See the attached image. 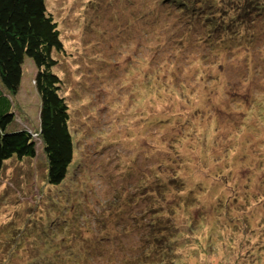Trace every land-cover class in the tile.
I'll return each mask as SVG.
<instances>
[{"label": "rangeland", "instance_id": "1", "mask_svg": "<svg viewBox=\"0 0 264 264\" xmlns=\"http://www.w3.org/2000/svg\"><path fill=\"white\" fill-rule=\"evenodd\" d=\"M158 1L46 0L78 164L64 197L38 186L41 147L0 171V264H136L150 222L154 264H264V0L237 2L220 45ZM34 67L13 109L32 122Z\"/></svg>", "mask_w": 264, "mask_h": 264}, {"label": "trees", "instance_id": "2", "mask_svg": "<svg viewBox=\"0 0 264 264\" xmlns=\"http://www.w3.org/2000/svg\"><path fill=\"white\" fill-rule=\"evenodd\" d=\"M239 1L228 0L226 3L223 0H159L158 3L171 8L174 14H178L188 23L192 20L193 24L199 22L200 25L207 26L211 30L208 42L214 40V31H220V35L214 40L215 44L220 45L224 42L219 41L220 36L232 28L231 12L238 11L244 17L249 14L245 7L237 4ZM131 3L135 5L134 1ZM256 7H260L259 3H256ZM57 26V21L47 12L46 0H0V171L12 164L33 160L41 147L44 163L41 166L42 182L39 181L38 186L44 191L52 188L58 196L64 197L63 186L78 160L75 159V136L69 127V104L61 92L62 79L55 71L57 60L53 58V53L64 51ZM216 48L219 50L221 46ZM218 50L213 51L214 58L218 57ZM26 58L31 59L35 66L33 82L39 100L36 122L30 121L24 113L17 112L18 117L13 114ZM229 92L232 94L229 104L231 101H239L251 105L250 98L235 95L232 90ZM253 102L256 100L253 99ZM172 179L173 177L170 181ZM158 186L162 187L160 184ZM166 186L163 184L165 189ZM54 204L55 202H52V206ZM174 212L172 209L168 214ZM33 221L34 215L30 219L31 225ZM148 222L141 220V227ZM167 227L172 229L168 223ZM111 230L110 226H106L100 233L107 238ZM161 231L159 225L156 227L150 222L149 231L145 235L147 246L141 245L140 256L133 259L136 264H154L156 261H162L159 257L162 254L159 244L160 240H163ZM11 237L14 238L12 235ZM171 238L170 245L173 243ZM9 243L8 258L17 251L16 244L10 241ZM130 261L126 260L125 264Z\"/></svg>", "mask_w": 264, "mask_h": 264}]
</instances>
